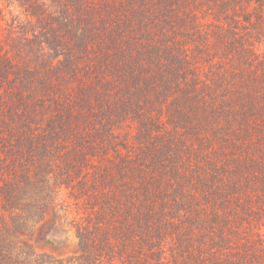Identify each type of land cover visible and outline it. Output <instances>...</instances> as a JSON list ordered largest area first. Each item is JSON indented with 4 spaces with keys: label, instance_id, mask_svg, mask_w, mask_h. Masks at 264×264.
I'll return each mask as SVG.
<instances>
[{
    "label": "trees",
    "instance_id": "1",
    "mask_svg": "<svg viewBox=\"0 0 264 264\" xmlns=\"http://www.w3.org/2000/svg\"><path fill=\"white\" fill-rule=\"evenodd\" d=\"M6 1L0 264H264V0Z\"/></svg>",
    "mask_w": 264,
    "mask_h": 264
},
{
    "label": "rangeland",
    "instance_id": "2",
    "mask_svg": "<svg viewBox=\"0 0 264 264\" xmlns=\"http://www.w3.org/2000/svg\"><path fill=\"white\" fill-rule=\"evenodd\" d=\"M8 1L6 0H0V7L3 10V13L5 14V21H9L11 17L10 11H12L13 14H17L19 10L16 6H13L11 4L10 6H7ZM5 22L0 20V38L4 36L5 34ZM259 52H264V44L260 45ZM63 192V191H62ZM26 196H24V195ZM44 194V191H42L40 188L37 190H34L33 188L25 187L20 190V192L17 193V196L19 197V203H27L30 199L31 200H37L39 199V195ZM24 197H22V196ZM30 197V198H29ZM61 198L68 199L65 194L61 195ZM69 202L72 203L71 198H69ZM71 210V214L67 215V218L63 215L61 220L57 222L54 229H52L47 237L50 241L56 245L57 252L60 253L58 255L59 258H76L80 253L77 252V238L75 235V229L74 226L69 224L68 221L74 219L75 221L79 217H83L85 214H82L83 212L81 210H78L77 207H69L68 211ZM3 210L1 209V202H0V214H3ZM77 213L79 214L77 216ZM5 214V213H4ZM39 214H36V210L31 209L30 207L26 210V220L23 226L24 229L27 228L28 230L33 229L38 225V216ZM82 219V221H83ZM81 221V220H80ZM59 223V224H58ZM261 234L264 236V225L261 227ZM264 238V237H263ZM34 260V257H31ZM38 264V263H35Z\"/></svg>",
    "mask_w": 264,
    "mask_h": 264
}]
</instances>
